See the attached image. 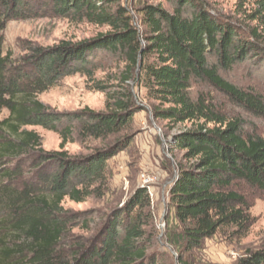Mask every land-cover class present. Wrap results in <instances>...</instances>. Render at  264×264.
Returning a JSON list of instances; mask_svg holds the SVG:
<instances>
[{
  "label": "trees",
  "instance_id": "obj_1",
  "mask_svg": "<svg viewBox=\"0 0 264 264\" xmlns=\"http://www.w3.org/2000/svg\"><path fill=\"white\" fill-rule=\"evenodd\" d=\"M166 1L170 10L160 3L131 9L122 0H0V32L10 20L36 17L107 29L79 42L27 43L17 58L3 52L0 39V264H161L151 252L154 217L145 188L113 209L91 240L63 246L79 220L63 208L64 199L103 198L108 162L132 143L134 115L143 109L135 88L153 103L156 120L192 125L174 136L172 148L185 164L168 189L161 237L176 263L191 264L186 256L221 230L237 239L249 233L250 208L235 186L264 192V137L244 136L240 120L226 118L212 99L192 96L191 89L209 84L264 118L259 93L219 75L247 60L264 65V0H252L242 23L213 13L201 0ZM100 52L123 63L107 81L96 77ZM76 74L104 94L103 111L57 112L38 99ZM34 127L57 133L59 150H43L41 137L29 129ZM75 142L94 146L88 154L70 155L64 148ZM240 264H264V248Z\"/></svg>",
  "mask_w": 264,
  "mask_h": 264
},
{
  "label": "rangeland",
  "instance_id": "obj_2",
  "mask_svg": "<svg viewBox=\"0 0 264 264\" xmlns=\"http://www.w3.org/2000/svg\"><path fill=\"white\" fill-rule=\"evenodd\" d=\"M215 14L225 18L245 21L252 0H201ZM162 4L170 10L166 0H122V4L132 7L149 4ZM137 25L139 17L131 12ZM106 28H99L88 23L75 24L69 19L36 17L26 20H10L0 32L3 52L11 51L12 58L23 54L27 43L41 46H52L61 41L79 42L105 33ZM95 62L99 70L97 78L107 81L117 76L122 69L121 60L112 55L98 53ZM219 75L228 83L243 91L253 90L264 98V65L256 66L245 61L230 70H219ZM139 94L137 102L143 108L134 115L131 134L133 140L130 147L108 162L110 176L109 190L103 198L90 197L82 203H74L65 198L63 208L79 217L77 224L69 233L65 248L91 240L99 231L104 218L115 208H121L137 188H145L151 200L153 212L152 234L153 247L151 252L162 258L161 264H177L176 253L163 244L162 232L165 227L164 218L167 214L168 189L178 166L184 165L182 152L172 148L174 136L191 129V124L167 126L162 120H156L150 113V105L143 99L142 89H134ZM192 96L203 93L213 100L218 110L230 120H240L242 133L264 137V118L247 111L235 104L229 97L206 83L194 84ZM38 99L57 112H74L87 107L96 112L104 110L105 96L103 93L88 88L85 77L79 74L62 79L56 86L40 94ZM7 113L4 111L3 115ZM41 137V147L45 151L59 150L60 139L57 133L39 127L29 128ZM97 144V143H95ZM94 144H67L64 150L70 155L88 154ZM249 205V214L253 220L249 233L245 238L237 239L229 236L228 230L219 231L211 239L205 240L200 251L187 255L191 264H240L250 254L264 248V192L252 189L242 183L235 186Z\"/></svg>",
  "mask_w": 264,
  "mask_h": 264
}]
</instances>
